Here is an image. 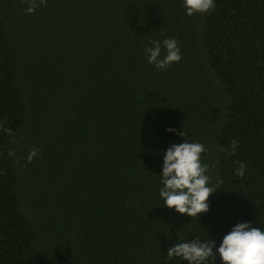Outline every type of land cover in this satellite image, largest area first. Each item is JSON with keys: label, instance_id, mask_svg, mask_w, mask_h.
Here are the masks:
<instances>
[{"label": "trees", "instance_id": "16d2710c", "mask_svg": "<svg viewBox=\"0 0 264 264\" xmlns=\"http://www.w3.org/2000/svg\"><path fill=\"white\" fill-rule=\"evenodd\" d=\"M214 2L0 0V264H186L168 248L264 231V0ZM165 38L182 60L158 71L145 48ZM186 141L218 190L199 218L159 195Z\"/></svg>", "mask_w": 264, "mask_h": 264}, {"label": "clouds", "instance_id": "9594fccd", "mask_svg": "<svg viewBox=\"0 0 264 264\" xmlns=\"http://www.w3.org/2000/svg\"><path fill=\"white\" fill-rule=\"evenodd\" d=\"M40 6H47V0H28L26 14H34ZM186 14L191 17L195 14L205 15L215 8L214 0H183ZM150 47L145 48V59L158 71L165 70L174 63L182 60L181 49L174 38H165L162 41L149 40ZM163 46V49H162ZM163 50V55H162ZM0 131L12 135L10 128L0 126ZM175 132V129H168ZM184 136V132L177 133ZM238 147V141L230 143L231 151L224 149L231 156ZM205 147L199 142H184L172 144L164 152L162 166V184L159 195L164 201V207L174 209L181 215L199 218L201 213L209 211L208 200L217 192V187L210 186L211 178L207 174L209 166L201 162ZM9 155H15L9 152ZM40 155L38 148H32L27 156V163H32ZM19 163V161H17ZM27 166L26 164L24 165ZM245 165L239 164L237 175L243 177ZM222 181L217 182V186ZM217 255L223 264H264V231L253 227L250 223H238L223 237L217 248L214 241L202 242L199 239L191 242H179L167 250V259H179L186 264H207L211 258L214 262Z\"/></svg>", "mask_w": 264, "mask_h": 264}]
</instances>
